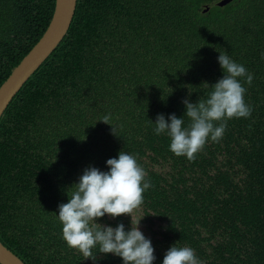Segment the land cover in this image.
I'll use <instances>...</instances> for the list:
<instances>
[{
	"label": "trees",
	"instance_id": "trees-1",
	"mask_svg": "<svg viewBox=\"0 0 264 264\" xmlns=\"http://www.w3.org/2000/svg\"><path fill=\"white\" fill-rule=\"evenodd\" d=\"M53 1L0 0V84ZM219 1L76 0L65 35L0 116V242L24 264H123L98 249L84 259L58 220L84 169L107 172L121 151L152 185L132 216H143L153 264L174 244L203 264H264V0ZM220 53L253 75L238 78L252 113L227 120L190 162L155 134L156 117L183 118L185 98H207L224 74ZM95 222L131 229L128 215Z\"/></svg>",
	"mask_w": 264,
	"mask_h": 264
},
{
	"label": "clouds",
	"instance_id": "clouds-1",
	"mask_svg": "<svg viewBox=\"0 0 264 264\" xmlns=\"http://www.w3.org/2000/svg\"><path fill=\"white\" fill-rule=\"evenodd\" d=\"M218 63L224 74L210 86L212 91L208 97L205 98L202 93L204 99L196 103L189 102L187 98L182 101L186 110L184 117L190 121L187 126L184 117L177 118L175 114L169 115L167 120L163 114L156 117L155 134L167 133L170 151L177 157H186L190 162L195 160L209 139L219 142L223 138L227 120L248 118L252 113V107L244 100L246 89L238 78H245V82L251 85L253 75L227 54L220 53ZM108 120L109 117L105 116L102 122L109 124ZM106 166L109 169L107 172L95 167L84 169L79 182L74 184L75 190L68 196V202L58 205L62 237L68 247L77 249L84 259L96 261V253L99 252L119 256L123 264H153L155 256L151 241L138 228L143 216L139 219L132 216L144 203V192L152 186L147 172L134 155L123 151L119 152L118 158L108 159ZM106 214L113 218L130 216L131 229L125 231L122 223L113 228L95 222ZM93 249H98L95 254ZM162 264L203 262L191 247L174 244L166 251Z\"/></svg>",
	"mask_w": 264,
	"mask_h": 264
},
{
	"label": "water",
	"instance_id": "water-1",
	"mask_svg": "<svg viewBox=\"0 0 264 264\" xmlns=\"http://www.w3.org/2000/svg\"><path fill=\"white\" fill-rule=\"evenodd\" d=\"M221 0L218 4H224ZM76 0H54L48 24L38 40L0 84V115L36 67L63 38L71 21ZM0 264H24L0 242Z\"/></svg>",
	"mask_w": 264,
	"mask_h": 264
},
{
	"label": "bare ground",
	"instance_id": "bare-ground-1",
	"mask_svg": "<svg viewBox=\"0 0 264 264\" xmlns=\"http://www.w3.org/2000/svg\"><path fill=\"white\" fill-rule=\"evenodd\" d=\"M123 65V64H122Z\"/></svg>",
	"mask_w": 264,
	"mask_h": 264
}]
</instances>
